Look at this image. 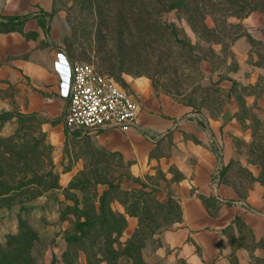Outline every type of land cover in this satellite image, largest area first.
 <instances>
[{
  "label": "rangeland",
  "instance_id": "374dc122",
  "mask_svg": "<svg viewBox=\"0 0 264 264\" xmlns=\"http://www.w3.org/2000/svg\"><path fill=\"white\" fill-rule=\"evenodd\" d=\"M162 1L0 0V264H172L159 235L181 207L161 192L238 194L264 249V0ZM61 59L94 64L143 112L176 119L156 149L182 162L139 174L96 133L69 138Z\"/></svg>",
  "mask_w": 264,
  "mask_h": 264
},
{
  "label": "crops",
  "instance_id": "0c3cea01",
  "mask_svg": "<svg viewBox=\"0 0 264 264\" xmlns=\"http://www.w3.org/2000/svg\"><path fill=\"white\" fill-rule=\"evenodd\" d=\"M72 63V62H71ZM60 68L59 80L65 85L66 94L69 92V80L71 65L68 67L67 61L61 59L58 63ZM56 77H48V87L51 91L56 90L54 81ZM139 85L143 82H138ZM62 99V98H60ZM63 100V107L66 99ZM61 103V102H60ZM143 107V106H142ZM176 116V115H174ZM139 123L142 132L133 129L128 132L118 130H102L99 132L87 133L96 137L105 146V150L110 153H119L127 160H133L135 170L139 174H144L153 165L161 163L164 166L172 163L180 164L183 155L160 154V148L156 149L158 138L165 137L169 129L174 130L178 125L176 119H166L159 115H150L141 110ZM179 133L175 132V135ZM80 136L76 139H82ZM156 149V150H155ZM164 151V148H162ZM168 149H170L168 147ZM206 149V150H205ZM198 150V155L209 167H214L216 157L207 148ZM158 155H154V153ZM196 153L192 155L195 157ZM204 168V164L197 165ZM204 173L210 175L203 169ZM238 194H157V199L163 203L175 201L181 207V218L170 227L165 228L159 235L163 242V248L169 256L168 263L172 264H258L264 259V249L259 246L260 229L259 222L250 211L236 199ZM213 204L221 206L222 211L214 208ZM264 212V204L261 206ZM246 221L256 235L255 248H249L244 244L240 228ZM163 249V250H164Z\"/></svg>",
  "mask_w": 264,
  "mask_h": 264
},
{
  "label": "built area",
  "instance_id": "2783aa9c",
  "mask_svg": "<svg viewBox=\"0 0 264 264\" xmlns=\"http://www.w3.org/2000/svg\"><path fill=\"white\" fill-rule=\"evenodd\" d=\"M142 106L135 93L94 64L71 63L62 122L69 138L76 139L102 130H141L139 115Z\"/></svg>",
  "mask_w": 264,
  "mask_h": 264
},
{
  "label": "trees",
  "instance_id": "16d2710c",
  "mask_svg": "<svg viewBox=\"0 0 264 264\" xmlns=\"http://www.w3.org/2000/svg\"><path fill=\"white\" fill-rule=\"evenodd\" d=\"M161 3H162L161 4L162 8L165 7V5H166V7H168V9H173V8H175L177 6V3L175 2V0H163ZM167 3H170V4L167 5ZM29 18H30V16H27V15H25L23 17L15 16V17L10 18V21H13V22H24V21L28 20Z\"/></svg>",
  "mask_w": 264,
  "mask_h": 264
}]
</instances>
